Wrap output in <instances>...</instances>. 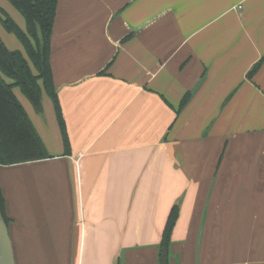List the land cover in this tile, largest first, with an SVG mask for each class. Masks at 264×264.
Here are the masks:
<instances>
[{
	"label": "crops",
	"instance_id": "0c3cea01",
	"mask_svg": "<svg viewBox=\"0 0 264 264\" xmlns=\"http://www.w3.org/2000/svg\"><path fill=\"white\" fill-rule=\"evenodd\" d=\"M263 57L264 0H59L67 140L15 87L50 158L0 165L16 264H161L174 207L169 264H264Z\"/></svg>",
	"mask_w": 264,
	"mask_h": 264
},
{
	"label": "trees",
	"instance_id": "16d2710c",
	"mask_svg": "<svg viewBox=\"0 0 264 264\" xmlns=\"http://www.w3.org/2000/svg\"><path fill=\"white\" fill-rule=\"evenodd\" d=\"M25 18L22 29L3 9L0 21L4 28L22 43L26 55L9 50L0 38V165H13L50 158L34 124L14 93L19 87L38 113L43 112L45 91L53 99L65 140V122L59 107L51 68L52 34L59 0H7ZM264 57L254 65L251 76L262 64ZM187 95L182 106L189 100ZM0 212L7 225L10 219L0 186ZM178 218L174 207L160 244V263L169 264L171 235Z\"/></svg>",
	"mask_w": 264,
	"mask_h": 264
},
{
	"label": "water",
	"instance_id": "95a60500",
	"mask_svg": "<svg viewBox=\"0 0 264 264\" xmlns=\"http://www.w3.org/2000/svg\"><path fill=\"white\" fill-rule=\"evenodd\" d=\"M0 264H16L9 227L0 212Z\"/></svg>",
	"mask_w": 264,
	"mask_h": 264
}]
</instances>
